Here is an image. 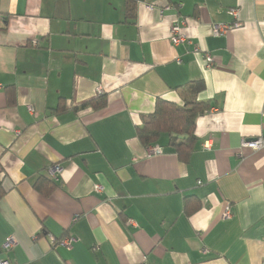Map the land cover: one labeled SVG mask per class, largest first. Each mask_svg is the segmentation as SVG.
Masks as SVG:
<instances>
[{
	"label": "crops",
	"instance_id": "crops-1",
	"mask_svg": "<svg viewBox=\"0 0 264 264\" xmlns=\"http://www.w3.org/2000/svg\"><path fill=\"white\" fill-rule=\"evenodd\" d=\"M176 19L211 66L172 45ZM195 80L210 108L193 152L179 160L162 136L148 156L140 116L157 98L184 103ZM99 90L105 107H83ZM259 136L264 0H0V258L11 264H264V150L243 146ZM40 176L57 184L48 196Z\"/></svg>",
	"mask_w": 264,
	"mask_h": 264
},
{
	"label": "trees",
	"instance_id": "trees-1",
	"mask_svg": "<svg viewBox=\"0 0 264 264\" xmlns=\"http://www.w3.org/2000/svg\"><path fill=\"white\" fill-rule=\"evenodd\" d=\"M133 14L130 10L131 18ZM186 88L191 98L182 104L157 98L153 111L142 114L135 127L136 136L145 147L157 145L160 138L165 136L167 146L174 151L179 160H187L193 152L197 140L195 136L196 118L210 108L209 101L196 99V95L204 88L202 80L190 81L186 84ZM106 102V97L99 93L98 97L89 100L83 107L88 106L99 110L105 107ZM59 108L56 107L53 110ZM56 187L55 182L43 176H40L34 183L36 191L44 196L50 195ZM4 193L5 190L0 183V198ZM187 201L189 200L185 201V212L191 215L196 211L197 205L191 208Z\"/></svg>",
	"mask_w": 264,
	"mask_h": 264
},
{
	"label": "built area",
	"instance_id": "built-area-1",
	"mask_svg": "<svg viewBox=\"0 0 264 264\" xmlns=\"http://www.w3.org/2000/svg\"><path fill=\"white\" fill-rule=\"evenodd\" d=\"M148 8H151V6H148ZM185 25V20L184 19H176L175 22L172 24L171 28H170V42L172 43V45L177 46L179 44H190L192 45V52H201L204 53V58L206 59V63L207 66H211L213 64V57L210 53L206 52L205 50H203L199 45L197 44H193L191 39L182 31V28ZM235 26L238 25V23L233 24ZM230 26H226V25H213V33L214 34H218L220 32H224L227 28H229ZM177 62H180V59H177ZM99 93H101V91H98ZM31 111V109H30ZM243 146L244 147H248L251 149H263L264 150V137L259 136L257 138H253V139H248V140H244L243 141ZM207 147V145H206ZM160 153V148L158 145H154V146H149L148 150H147V155L151 156V155H155V154H159ZM56 170H58V168H54ZM95 191L99 192L101 191L102 187L97 184L95 185ZM223 216L225 218H229L231 216V208H230V204H227L224 208V212H223ZM130 222L132 223V221L130 220ZM50 240L52 242H55V239L53 237H50ZM59 244L61 243L62 245L65 246H71L72 243V239L71 238H62L59 239ZM9 246V245H7ZM207 249H202V252L206 253ZM0 264H11L10 261L6 258H0Z\"/></svg>",
	"mask_w": 264,
	"mask_h": 264
}]
</instances>
